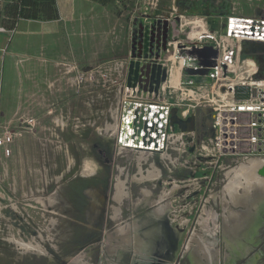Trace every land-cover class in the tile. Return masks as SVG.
Here are the masks:
<instances>
[{"label":"rangeland","instance_id":"obj_1","mask_svg":"<svg viewBox=\"0 0 264 264\" xmlns=\"http://www.w3.org/2000/svg\"><path fill=\"white\" fill-rule=\"evenodd\" d=\"M158 2L157 16H173L174 23L180 15L200 14L220 33L230 14L264 19V0ZM148 6L146 0H111L107 5L96 0H65L58 6L60 21L53 23L48 33L36 31L18 38L2 26L9 45L0 62V138L7 133L13 137L8 146L10 156L0 146V264H74V258L81 255H88L90 264H108L109 260L118 264L117 254L109 256L107 246L109 235L117 230L113 216L119 206L114 201L119 179L128 192L119 206L123 223L136 220L144 230L150 227L156 219L151 200L160 197L163 188L171 189L174 181L183 187L171 199L174 225L186 219L188 238L194 230H201L199 217L206 206L222 214L221 206L200 199L208 185L214 193H221L228 183L227 173L247 158L244 154L223 156L217 163V159L199 158L196 153L187 160L188 153L197 151L199 139L206 135L200 111L196 139L176 143L169 160L149 156L144 164L146 174L156 163L164 176L161 184L136 182L139 153L119 142L113 131L125 91L120 96L117 84L103 85L107 75L103 64L135 54L150 31L155 44L162 21L154 19ZM238 47L241 55L260 63L264 75V45H235ZM144 52L145 63L139 73L129 74L124 81L129 87L139 84L146 92L150 53ZM108 81L116 80L109 77ZM174 127L176 133L182 131L177 124ZM126 135L125 127L123 139ZM87 163L94 174L84 173ZM143 189L151 193L150 202L136 205L144 200ZM211 194L208 190V197ZM143 215L148 217L140 221ZM208 224L217 232L212 221ZM142 238L154 253L150 235ZM17 242L40 245L47 255L22 249ZM223 253L228 254L224 249ZM175 255L178 262L179 253ZM123 256L129 264L131 256Z\"/></svg>","mask_w":264,"mask_h":264},{"label":"built area","instance_id":"obj_2","mask_svg":"<svg viewBox=\"0 0 264 264\" xmlns=\"http://www.w3.org/2000/svg\"><path fill=\"white\" fill-rule=\"evenodd\" d=\"M146 1L154 19L162 21L155 44L151 43L153 32L150 31L144 35V44H138L135 54L103 64L107 73L103 85L117 84L120 96L125 91L116 110L118 141L125 144L121 136L124 125L133 121L135 138L126 147L144 148L152 158L163 154L169 160L176 143L186 144L196 139V131L175 132L173 111L182 121L195 117L196 122L200 111L206 135L199 139L198 150L188 153L187 160L196 153L199 158L208 156L215 162L217 159V163L223 156L244 154L249 158L260 154L264 157L263 68L254 58L241 55L240 48L234 51L235 45H264V19L230 14L220 33L200 14L192 17L197 20L195 23H181L179 19H187L186 15H180L173 23V16L156 15L159 0ZM6 32L0 27V33ZM143 51L150 53L146 61L145 77L149 80L146 92L141 91V85L129 87L124 81L129 74L139 73L140 65L145 63ZM176 74L178 83H174ZM109 77H115L116 81H108ZM127 133L133 137L128 129ZM12 137L7 133L0 138L6 156L11 154L8 146Z\"/></svg>","mask_w":264,"mask_h":264},{"label":"bare ground","instance_id":"obj_3","mask_svg":"<svg viewBox=\"0 0 264 264\" xmlns=\"http://www.w3.org/2000/svg\"><path fill=\"white\" fill-rule=\"evenodd\" d=\"M179 21L181 23L185 21L195 23L197 20L192 17H187V19L180 18ZM238 48L234 51L238 52ZM178 82L179 77L178 74H176L174 77V83ZM125 127L131 131V134L133 135V121H129L124 125V128ZM113 131L117 132L116 126L113 127ZM134 138V135L133 137H128L127 133L124 139L122 137V142L125 144H133ZM137 151L139 153L138 159L140 163L138 174L135 177L136 182L143 184L150 181L152 183L161 181L163 179V173L156 166V163L151 164L150 171L147 170L146 174L144 172V164L149 161L150 156L147 149L138 148ZM161 156L164 158L163 154H161ZM246 161H249V163L240 166L225 187L223 192V197L225 198L221 200L224 206L223 215L219 217V215L217 216L216 212L214 213L212 209L205 207L204 215L206 217L203 216L202 219L199 220L201 230H194L188 243H185L187 253H193L199 264L204 260L208 264H223L224 260L226 263L229 262L231 258L228 254L223 255L221 253V244H224L223 246L226 247L228 253L230 249L233 248L236 241L246 237L250 225L256 222L261 216L259 210L260 206L264 203V157H249V159H244V163H247ZM84 173L94 174L93 168L88 163L85 166ZM171 174L173 175V173ZM170 185L172 186L171 189L168 190L165 188L164 193L156 198L155 201L151 200V202L148 199L151 197V193L143 189L142 193L144 195V200L138 201L136 205H138V203L149 201L153 208V215L158 222L157 224H160V226H150V228L148 227L149 229L144 230L136 220L129 223H123L121 220L120 213L122 212V208H120V205L124 197L128 195V192H126L124 182L120 179L118 180L115 187L116 192L114 201H116V204L118 203L120 207L118 206L117 208H114L113 220L117 222V230L108 237L109 244L107 246V252L109 253V256H115L117 254V257L119 258L118 260H122L123 255L132 251L134 253L133 264H144L154 260L158 263L164 262L169 264L167 261H174L173 256H175L174 254H176V250H173L172 248V240H175V237L172 236L171 230L172 228L175 229L177 240L180 239L181 232L179 231L180 227L178 226L176 228L174 225L176 218L173 216L174 208L171 207L172 202H170L172 197L170 199L169 196L176 195L182 188H180L176 181L172 182ZM175 189L177 191H175ZM174 191L175 193L173 194ZM166 197L169 199H166ZM188 217L185 218L189 219ZM164 219H166L169 224L167 222L163 223L162 221ZM208 220L215 224L214 226L217 229V232H213L209 228ZM179 222L183 227L188 223L184 218ZM161 224H163V226ZM164 229L166 230V233H164ZM141 233H144L143 235H150L152 242L150 243L156 247L154 253L149 252L148 248L150 245L145 242ZM167 240L171 243V250H168L169 247ZM17 243L22 249L31 250L40 255H47V251L40 245L35 246L22 242ZM86 257H88V255H81L76 259L74 258V264H90L88 262L89 260L86 261ZM108 264H114V262L109 260Z\"/></svg>","mask_w":264,"mask_h":264},{"label":"flooded vegetation","instance_id":"obj_4","mask_svg":"<svg viewBox=\"0 0 264 264\" xmlns=\"http://www.w3.org/2000/svg\"><path fill=\"white\" fill-rule=\"evenodd\" d=\"M181 167H183V166H181ZM179 169L182 170V168H179ZM179 169H176V170H179ZM175 173L176 172H173V174H175ZM183 173H186V172H183ZM183 175H185V174H183ZM179 178H181V177H179ZM163 179H164V176H163ZM170 180H172V179L170 178ZM177 180H178V178H177ZM161 181L156 182V183L161 184ZM153 184H155V183H153ZM165 188H163V190ZM180 188H182L181 190H183V187H180ZM208 190L212 194L216 191L215 189H213V190L209 189V185H208L207 188H206V191L204 192L205 194L200 199L201 200L200 202H202V203L205 202L207 204H208V202H210V199H209V197L207 195ZM170 202H172V201H170ZM259 213H260L261 216L259 217V219L256 222H254L252 225H250L249 231L246 233V237L242 238L239 241H236L235 245L233 246V248L230 249V251L228 252V256L231 258V260L229 262H227V263L224 260L223 264H264V236H263V233L261 232V231H264V203L260 206ZM144 216L148 217L147 215H143V216H141V218L139 220L140 221H142L141 219L146 220V219H144ZM122 217L124 218V216H122ZM200 219L201 218H199V220ZM149 220L152 221V219H148V221ZM162 222L163 223L167 222L169 224V222L166 219H164ZM157 223L158 222L155 219L154 222L150 226L151 227L160 226V224H157ZM178 223L179 224L175 225V226H176V228L178 226L180 227L179 228L180 229L179 231L181 232L180 239L177 240V236H176L177 234H176V231H175L174 228L171 227L172 228L171 231H172V236L175 237V240L174 239L172 240V246H173L172 248L174 250V245L176 243L175 250L177 252V256H178V253H179V260L177 262V260H176L177 257L174 254L175 255V256H173V258H174L173 260L174 261L173 262L167 261V262L169 264H199L197 258L193 255V253H190V252L187 253V251H186L185 243L187 244L188 241L190 240L189 239L190 237L189 238L187 237L188 236L187 235L188 230H186V226L183 227L180 224V222H178ZM161 225L163 226V224H161ZM149 228H147V229H149ZM164 233H166L165 229H164ZM167 242H168V240H167ZM151 245L154 247V249H155L154 251H156V247L153 244H151ZM168 247H169L168 250H171V243L170 242H168ZM125 255L131 256L129 264H133V259H134L133 252L129 251ZM124 259H125V256L122 257V260H118V264H120V263L121 264H125V262L123 261ZM162 261H164V260H162ZM161 263L166 264L164 262H159L158 263V262H156V260L151 261L149 263H144V264H161ZM200 264H208V263H206V261L204 260Z\"/></svg>","mask_w":264,"mask_h":264},{"label":"trees","instance_id":"obj_5","mask_svg":"<svg viewBox=\"0 0 264 264\" xmlns=\"http://www.w3.org/2000/svg\"><path fill=\"white\" fill-rule=\"evenodd\" d=\"M96 1L107 5L111 0ZM58 18L56 0H0V27L5 26L9 31H13L20 20L49 22Z\"/></svg>","mask_w":264,"mask_h":264},{"label":"crops","instance_id":"obj_6","mask_svg":"<svg viewBox=\"0 0 264 264\" xmlns=\"http://www.w3.org/2000/svg\"><path fill=\"white\" fill-rule=\"evenodd\" d=\"M65 0H56V3H57V7L59 6L60 7V4L64 3ZM59 7H58V12H59V18L57 20H54V21H49V22H43V21H33V20H20L17 25H16V28L13 30V31H10V32H15V36L18 37V38H23L24 36H26L28 33H37L36 31H40V33H48L51 31L52 27H54L53 23H55L57 25V23L60 21L61 19V11L59 10ZM8 38V36L5 34V33H0V62L1 60L3 59V54L5 53L4 50H6V48L8 47V41L6 40ZM125 58L121 59H115V60H124ZM249 159V158H247ZM233 160V159H232ZM234 162V161H233ZM247 162V161H246ZM249 161L247 163H244V159L243 161L240 163V166H242L243 164H248ZM223 165V164H222ZM239 166V167H240ZM239 167H236L234 169H232L229 173H227V179H228V182L230 180V178L235 174V171L239 168ZM233 172V173H231ZM230 174V175H229ZM232 174V175H231ZM228 184V183H227ZM226 184V185H227ZM226 185L224 186L223 190L221 193H213L211 194V196H209V199H210V202L212 201L214 203L215 206H221L222 207V214H219L218 212L214 211L213 207H208L206 206L207 208H210L213 210V212L215 213L216 212V215L219 217L223 215L224 213V210H223V203L221 202V200L225 197H223V192L225 190V187ZM175 191H177L175 189ZM175 191L173 192V194L175 193ZM173 196V195H172ZM171 195L169 196V198L171 199L172 197ZM222 197V198H221ZM168 197H166L167 199ZM168 198V199H169ZM212 199V200H211ZM216 200V202H215ZM209 202V203H210ZM218 202V203H217ZM208 203V204H209ZM188 215H186L187 217ZM204 216V209H203V213L201 214V216L199 218L202 219V217ZM224 245V244H223ZM221 244V253L223 252V249H224V252L226 253L227 249L225 246H223ZM224 247V248H222ZM224 255V253H223Z\"/></svg>","mask_w":264,"mask_h":264},{"label":"water","instance_id":"obj_7","mask_svg":"<svg viewBox=\"0 0 264 264\" xmlns=\"http://www.w3.org/2000/svg\"><path fill=\"white\" fill-rule=\"evenodd\" d=\"M177 124L181 130L185 133H191L196 131V119L195 117H190L187 121H182L177 118L176 110L173 111L172 125ZM264 172V170H263ZM176 248V243L174 249ZM163 264V263H161Z\"/></svg>","mask_w":264,"mask_h":264}]
</instances>
